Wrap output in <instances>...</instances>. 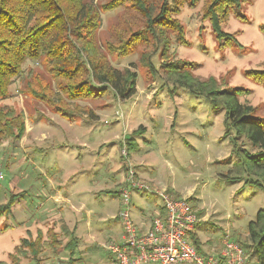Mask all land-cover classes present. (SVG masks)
I'll return each instance as SVG.
<instances>
[{"label":"clouds","instance_id":"clouds-1","mask_svg":"<svg viewBox=\"0 0 264 264\" xmlns=\"http://www.w3.org/2000/svg\"><path fill=\"white\" fill-rule=\"evenodd\" d=\"M0 264H264V0H0Z\"/></svg>","mask_w":264,"mask_h":264}]
</instances>
